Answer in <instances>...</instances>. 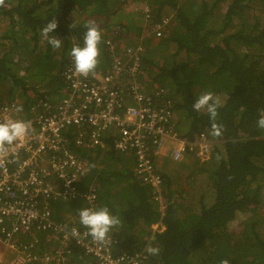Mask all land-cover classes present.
<instances>
[{
  "label": "trees",
  "instance_id": "16d2710c",
  "mask_svg": "<svg viewBox=\"0 0 264 264\" xmlns=\"http://www.w3.org/2000/svg\"><path fill=\"white\" fill-rule=\"evenodd\" d=\"M142 1L151 12L146 19L134 9ZM164 16L171 18L161 36L146 34ZM53 18L58 24L50 35L62 40L60 48L41 35ZM93 19L102 36L100 65L110 67L107 41L133 47L144 35L143 86L166 90L181 136L204 133L213 141L206 160L189 154L165 170L155 165L162 178L161 212L151 188L134 173L132 153L114 148L115 131L90 146L87 139L74 145L76 128L65 129L68 148L87 162L76 186L98 185L97 208L107 206L121 220L111 229L114 249L159 247L155 256L145 251V264H264V129L256 124L264 109V0H5L0 103L17 97L27 109L39 99L57 100L71 48L83 46L84 24ZM208 91L221 102L219 136L211 134L206 110L191 107ZM177 180L186 184L178 189ZM68 202L54 204L56 218L68 211ZM153 223L163 230L151 232Z\"/></svg>",
  "mask_w": 264,
  "mask_h": 264
},
{
  "label": "built area",
  "instance_id": "2783aa9c",
  "mask_svg": "<svg viewBox=\"0 0 264 264\" xmlns=\"http://www.w3.org/2000/svg\"><path fill=\"white\" fill-rule=\"evenodd\" d=\"M134 9L145 19L151 13L145 2ZM170 18L162 17L146 34L160 37ZM143 39L144 35L133 47L118 48L107 41L110 67L87 76L75 72L70 56L61 73L63 92L54 102L39 99L27 109L17 97L0 103V120L30 123L27 136L0 156V264H67L74 254L91 258L90 264H145L141 253L117 252L111 234L103 243L93 240L78 214L54 218L48 205L52 200L74 199L83 207L98 205V185L76 186L87 162L68 148L64 131L70 126L76 128L74 145L86 139L90 146L101 144L102 134L115 131L114 148L132 153L134 173L151 188L160 210L164 208L162 178L155 157L162 149L167 146L174 161L189 154L208 159L213 141L204 133L191 140L181 136L166 90L155 85L148 91L143 86ZM18 106L22 110L17 111ZM74 231L79 235L74 236ZM37 246L44 247L40 256L34 252Z\"/></svg>",
  "mask_w": 264,
  "mask_h": 264
},
{
  "label": "clouds",
  "instance_id": "9594fccd",
  "mask_svg": "<svg viewBox=\"0 0 264 264\" xmlns=\"http://www.w3.org/2000/svg\"><path fill=\"white\" fill-rule=\"evenodd\" d=\"M4 4L5 0H0V7L4 6ZM57 24V20L53 18L52 20L48 21L41 29V35L47 38L48 43L53 48H60L62 44L61 39L50 35V33H52L57 28ZM70 27L74 28L75 25L72 23ZM84 27L86 31L83 37V46L73 45L70 51V56L73 59L75 72L87 76L90 72H93L96 69L99 63V45L101 43L102 36L96 20L93 19L86 21ZM220 106L221 102L219 98L215 97L210 91L200 94L198 97H196L195 101L191 105L192 109L196 112L206 110L210 119L213 121L211 125V134L213 136H219L222 134V126L215 122L218 115L217 110ZM20 110H22V108L18 106L17 111ZM256 124L259 129H264V109L259 110V116ZM29 128L30 123L22 119L0 120V156H6L8 154V146H12L17 141L25 138ZM170 160V162L174 161L172 159ZM89 167H95V165H90ZM69 203L71 202H68L67 204ZM160 211L162 212L163 210ZM78 215L80 224L88 229V235H90L93 240L101 243L107 240L108 234H111L113 237V232L111 229L121 224L120 218L116 215H112L107 206H101L98 208L82 207L78 209ZM150 227L151 232L155 230L162 231L164 228L158 223H153ZM73 235L78 236L79 233L74 231ZM145 251L148 255L155 256L159 254L160 249L159 247L153 246L151 243H149L146 246V249L143 247V249L139 251L127 253H141L142 260L145 263ZM71 263L72 262L69 259L67 264ZM220 264H230V261L228 259H222Z\"/></svg>",
  "mask_w": 264,
  "mask_h": 264
},
{
  "label": "rangeland",
  "instance_id": "374dc122",
  "mask_svg": "<svg viewBox=\"0 0 264 264\" xmlns=\"http://www.w3.org/2000/svg\"><path fill=\"white\" fill-rule=\"evenodd\" d=\"M2 23L3 22L0 21V33L3 32ZM168 150L169 149L167 148V146H165L162 149V151H164L167 155H168ZM157 156H158V159L163 158L162 170H165L168 167V164L170 163L171 160L167 156H164V153H160ZM157 156L155 157L156 162L158 161ZM158 164H160V163H158ZM185 174L186 173L183 172L182 173V176H185ZM179 181L180 180H177L175 182V184L178 187V189H180L182 186H184L186 184V181L185 180L183 182H179ZM58 201H61L63 203L62 200H58ZM70 202H71V205H70L68 211H66L65 213H62L59 218L64 219L65 218V215H77L78 214V209L79 208H82L84 206V204H83V206H81V203L82 202L81 203H76L74 201H70ZM53 217L56 218L55 215H53ZM56 219H58V218H56ZM30 241H31V239H30ZM43 251H44V247H39V246H37L35 248V250H34V252L37 253L39 256L42 254ZM1 252H2V248H0V255H1ZM70 257L72 258L71 259V262H73L74 264H90L91 261H92L91 258H88V257L83 258V257H81L80 255H77V254L71 255Z\"/></svg>",
  "mask_w": 264,
  "mask_h": 264
},
{
  "label": "crops",
  "instance_id": "0c3cea01",
  "mask_svg": "<svg viewBox=\"0 0 264 264\" xmlns=\"http://www.w3.org/2000/svg\"><path fill=\"white\" fill-rule=\"evenodd\" d=\"M99 66H101V67H103L104 68V66L103 65H100V63H98V65H97V67L96 68H99ZM105 69V68H104ZM103 71H107V69H105V70H103ZM56 101V100H55ZM52 102H54V101H52ZM161 153H164V156H167V154L164 152V151H161ZM168 157V156H167ZM169 158V157H168ZM157 159H158V156H157ZM170 159V158H169ZM159 161V162H158ZM158 161H157V163H160L159 164V166L158 167H160L162 164H163V158H160V159H158ZM158 169H160V168H158ZM161 195H162V192H161ZM163 199V198H162ZM162 202H164V200H162ZM55 203H62L61 201H49L48 202V205H49V207L50 208H54L56 205H54ZM66 207H68L69 206V204H67V205H65Z\"/></svg>",
  "mask_w": 264,
  "mask_h": 264
},
{
  "label": "bare ground",
  "instance_id": "6f19581e",
  "mask_svg": "<svg viewBox=\"0 0 264 264\" xmlns=\"http://www.w3.org/2000/svg\"><path fill=\"white\" fill-rule=\"evenodd\" d=\"M85 188V187H84ZM80 189H82V188H80Z\"/></svg>",
  "mask_w": 264,
  "mask_h": 264
}]
</instances>
